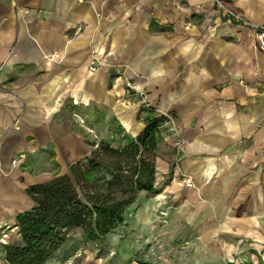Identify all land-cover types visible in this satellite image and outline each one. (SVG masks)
<instances>
[{
  "label": "crops",
  "instance_id": "crops-1",
  "mask_svg": "<svg viewBox=\"0 0 264 264\" xmlns=\"http://www.w3.org/2000/svg\"><path fill=\"white\" fill-rule=\"evenodd\" d=\"M221 1L264 25V0ZM152 116L167 118L159 194L127 209L129 242L151 244L142 257L153 264H264V54L253 31L210 0H0V226L33 208L30 187L101 142L136 139ZM133 255L128 264H147Z\"/></svg>",
  "mask_w": 264,
  "mask_h": 264
},
{
  "label": "trees",
  "instance_id": "trees-1",
  "mask_svg": "<svg viewBox=\"0 0 264 264\" xmlns=\"http://www.w3.org/2000/svg\"><path fill=\"white\" fill-rule=\"evenodd\" d=\"M166 121L152 116L136 139L119 148L101 142L67 174L30 187L34 206L19 214L15 224L22 245L5 247L6 263L48 264L74 230L82 231L85 243L101 242L124 225L126 211L140 193L159 194L157 147ZM101 180L104 188L97 184Z\"/></svg>",
  "mask_w": 264,
  "mask_h": 264
},
{
  "label": "rangeland",
  "instance_id": "rangeland-1",
  "mask_svg": "<svg viewBox=\"0 0 264 264\" xmlns=\"http://www.w3.org/2000/svg\"><path fill=\"white\" fill-rule=\"evenodd\" d=\"M210 2L213 3L212 0H210ZM224 5L228 7L226 4ZM85 123L87 122L85 121ZM78 125L83 126L82 129L84 130V136L86 138H88L89 136L88 140L91 141L93 139L92 134L89 132L88 129L85 128L87 126H85L84 122L82 123L79 121ZM111 145L114 148H119V146L116 145V143H112ZM40 171H41L40 167L37 166L36 168H34V172H35L34 175L38 176ZM100 175H102V173ZM100 178L102 179V177ZM104 183H105L104 180H101L97 184L100 188H104ZM186 183L187 182L185 180H182V185L188 188ZM160 215L164 219L168 217V213L166 212L164 213L160 212ZM128 217H136V216L129 213L127 215V218ZM130 234L131 233H128V231L124 230V225H122L113 234H110L101 242L85 243L82 240V231L74 230L68 234L65 244L58 251L55 258L48 264H128L124 254L130 252L134 254L131 259L137 260L142 263L153 264L154 258L146 259L142 257L143 253L146 250H150V248H153L152 245L150 244L141 247L138 241L132 240L129 242V239L131 238V236H129ZM128 242L129 244L132 245L131 247L132 251L130 250L129 247H127ZM133 244H136V247H134ZM21 245H22L21 237L19 235L18 229L14 228V225L0 226V264H7L5 261V252H4L6 246H21ZM155 245H156L155 251L157 255H161L162 253H163L162 255H166L165 252L166 250L164 246L158 243H155ZM178 246L180 248L183 246V244L178 243ZM139 248L142 250H138ZM135 250H138V252L139 251L140 252L135 253ZM169 259H171V257L167 258V260ZM185 259L186 257L180 259V261L185 264L186 261Z\"/></svg>",
  "mask_w": 264,
  "mask_h": 264
},
{
  "label": "built area",
  "instance_id": "built-area-1",
  "mask_svg": "<svg viewBox=\"0 0 264 264\" xmlns=\"http://www.w3.org/2000/svg\"><path fill=\"white\" fill-rule=\"evenodd\" d=\"M217 12H221L224 14V17L227 22L238 25V26H244L249 27L251 31H253V41L255 43V46L257 49L264 54V25H254L250 22H248L244 16L241 14L235 12L234 10L230 9L229 7H226L220 0H212ZM96 68L94 66L90 67V71L94 72ZM129 89H133L131 85L128 84ZM15 129H18V126L16 124ZM25 159L24 155H20L17 159H14L12 161L13 166H18V164ZM186 185L188 188L192 187V183L190 181H186ZM240 264H250L246 261H242Z\"/></svg>",
  "mask_w": 264,
  "mask_h": 264
}]
</instances>
